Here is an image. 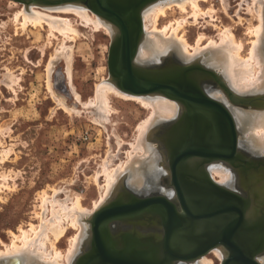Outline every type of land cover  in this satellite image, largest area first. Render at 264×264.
<instances>
[{
    "label": "rangeland",
    "instance_id": "obj_1",
    "mask_svg": "<svg viewBox=\"0 0 264 264\" xmlns=\"http://www.w3.org/2000/svg\"><path fill=\"white\" fill-rule=\"evenodd\" d=\"M161 1L165 0L149 5L154 6ZM178 2H171L173 7L160 17L158 29L170 22H180L176 36L178 41L184 39L187 42L189 53H193L198 45L200 49H205L204 54L197 52L190 58L185 57L183 51L175 46L156 52L141 62L162 63L163 57H170L173 53V61L195 62L218 73L210 62L209 49L213 48L212 43L215 46L220 42L219 35L226 28H230L236 41L242 44V56L249 55L255 39L253 32L259 24L258 9L262 8L264 13V0H198L201 12L196 16L190 4L183 11L176 4ZM25 8L29 9L17 0H0V249L5 250L21 230H26L31 224H39L40 214L41 218L50 217V202L46 203L48 213L43 215L46 212L42 205L45 197L58 201L55 205L58 207L59 202L66 199L70 203L80 196L84 211L87 210L83 212L87 216L81 218L82 243L73 259L72 264H75L90 235L91 216L113 198L114 192L127 189L135 194L153 193L157 189L166 191L167 188L160 185V179L168 175V164L157 134L166 122L175 119L179 113L175 118L157 122L150 130L148 142L154 148L152 153L157 156L155 177L148 172L142 187H138L131 184L129 172H126L114 192L95 206L104 192L105 176L100 174L104 160L110 163V167H116L128 159L139 133L138 126L149 116L150 109L136 100L109 93L110 109L100 111L98 107L97 110V84L112 81L108 56L113 26L89 8L92 16L96 14L101 18L105 28L95 29L71 10L66 12L61 8L35 5L37 10L69 19L78 33L70 37L58 31L50 34L47 23H27L24 29L23 15L20 14L18 20L15 17ZM142 38L141 43L147 39L145 29ZM221 76L226 81L225 76ZM210 80L212 82L201 84L209 93L217 88V83ZM217 91L210 95L214 97ZM262 91L264 87L238 94L250 95ZM222 97L228 99L221 91L219 100L224 102ZM240 105L236 106L249 113L264 110V107L257 109ZM246 133V129L242 128L239 140L243 138L241 140L246 143L239 148L251 157H264L252 145L253 142L247 143ZM212 178L219 180L215 175ZM78 232L68 224L63 235L56 240L57 248L65 254L71 238ZM214 250L204 256L212 260L211 264H221L222 259ZM20 255L7 253L0 263L26 264L25 255L22 254V258ZM259 260L263 263L264 256Z\"/></svg>",
    "mask_w": 264,
    "mask_h": 264
},
{
    "label": "water",
    "instance_id": "obj_2",
    "mask_svg": "<svg viewBox=\"0 0 264 264\" xmlns=\"http://www.w3.org/2000/svg\"><path fill=\"white\" fill-rule=\"evenodd\" d=\"M17 1L45 6H56L60 1L84 4L114 28L108 64L118 88L140 95H164L176 100L181 108L178 132L168 144L167 170L183 212L180 213L165 196L139 198L128 189L125 192L135 199L124 202L123 192L118 190L107 204L93 213L90 220L92 239L88 242L91 250L75 264L189 262L217 245L226 250L221 264H263L259 258L264 256V212L254 218L250 216L249 197L219 184L208 169L203 168L201 173L190 162L199 159L204 165L221 163L232 171H244L245 176L264 179V157H251L238 148V130L232 112L225 103L213 98L201 83L212 79L217 83L216 89L234 105L257 109L264 107V91L240 95L213 69L182 59L173 61V53L163 57L162 63L138 62L136 55L144 31L141 10L158 0ZM182 180L187 181L183 183ZM146 211L158 212L164 218L162 246L142 248L141 244L128 240L120 249L105 240L102 230H107L112 222ZM198 223L205 224L203 231L192 228Z\"/></svg>",
    "mask_w": 264,
    "mask_h": 264
},
{
    "label": "bare ground",
    "instance_id": "obj_3",
    "mask_svg": "<svg viewBox=\"0 0 264 264\" xmlns=\"http://www.w3.org/2000/svg\"><path fill=\"white\" fill-rule=\"evenodd\" d=\"M172 1H179L176 4H178V6L180 7L179 9L183 11L186 10L187 4H190L193 8L195 16L201 12V10L199 9L198 0H182L181 2L180 0H165L155 4L154 6L147 5L146 7H144L145 9L143 8L141 10V13L143 10H145V22H143V29H145V35L147 39L145 38V42L143 43L140 42V45L138 47L136 55V59L138 62L141 63V61L151 58L156 52H163L167 48H175V46H178L177 48L183 51L185 57L187 56L190 58L191 56H194L198 53L201 54L202 52L204 54L205 49L203 48V50L201 48V51L198 45L197 47H194L195 51L193 53H189L186 49L188 45L187 42L184 39L183 41H178L179 39L176 38V36L178 29L180 28V22L177 21V24H173V22H170L163 28L158 29V21L162 15L166 14L169 8L173 7V5L171 4ZM35 5H39V3L30 1L27 5L29 9L26 10L25 8L22 9L23 11L21 10L19 14L17 13V16L15 17L16 20H18L20 14L23 15V28L25 27V25H27V23H32V25H42L43 23H47L50 29V34H54V31H58L61 34H64L65 37H70L78 33V30L72 25L69 19L54 16L50 12L48 13L37 10L35 9ZM47 7L59 8V10L61 8V11L66 10V12H68V10H71L76 15H78L82 19V21H85V23L87 24H92L95 29H98L99 27L101 28L102 26L104 27V22L101 20V18L96 16V14L92 16L89 9L84 4L76 3L73 1H60L56 6ZM261 10L262 8L258 9L259 24L254 29L253 33L255 39L253 40L252 47L247 57L242 56L240 51L242 48V44L236 41L235 36L230 31V28H226L222 31L221 34L219 33L220 42L215 46L214 43H212L213 48L209 49V53L211 54L210 62H213L217 69V72L220 73L217 74L220 76L221 74L225 76V82H227L230 88H232V90L236 91L237 93L244 94L248 91L256 90L258 88L261 89L264 87V39H262L264 38V13L263 10ZM170 30V34L167 35ZM69 72L70 69L68 70V73ZM112 81L107 80L103 81L100 84H97L95 95V99H97L96 101H98L97 110L98 107L100 108V111H106L105 109L108 108L110 109V107H108L109 93H115L116 95H119L124 99H131L140 102L150 109V114L138 126L139 133L137 134L135 140L136 142L132 144V151L130 150L128 153V159L126 161H122L116 167H110V163L108 164L107 160H104L101 170L102 173H100L104 174L105 176V184L103 185L104 192L103 194H101L100 202L98 204L97 202H95V206H98L101 202L104 201L106 196L109 197V195L114 192L115 187H117L119 183V180L126 172H129V175L131 177V184L138 187H142V183L144 179L147 178L148 172H150V174L153 173V176L155 177L158 169V167L156 166L157 156L155 155V153H152L154 148L151 147L150 143L148 142L150 130L154 125H156L157 122L165 119L175 118L177 116V113H179L180 111V104L176 100L170 99L164 95H140L124 92L119 89L116 84H114V81ZM215 90H211L210 93L214 92ZM220 92V90L217 91L213 98L219 100ZM223 100L226 106L232 112L234 121L236 123V127L238 130V148L239 146L243 147L246 143L245 140H241L243 138H240L239 140L241 129L245 128L247 131V143L253 142L252 145L255 148L259 149L262 154H264V110L249 113L244 109L237 107L232 102H229L228 99L223 98ZM167 138L169 141L170 137L167 136ZM210 169L211 176H217L219 180L216 181L219 182V184L227 187L230 186L231 188L236 187V181L234 180L235 178L233 176L234 174L229 167L221 163H217L211 164ZM199 171L201 172V170ZM165 192L169 196L174 194L173 189H166ZM115 193L116 192H114L113 195ZM45 195L46 194H44V196ZM80 199V196H76L70 203L66 202L65 199V201L58 203V207H55V205L57 204L56 202L58 201L55 200L56 202H53L52 200H49V198L45 197V199L43 200L44 203H42V205L43 210L46 212H43V215L44 213H48L47 211L49 210L50 217L43 216L41 218L40 214L39 224H31V226L26 230H21L19 236L17 237H15L14 234L15 238H12L11 243L5 247L6 249H0V259L6 257L7 253L11 256H16V254H24V257L26 258V264H72L73 259L82 243L81 218L85 215L87 216V214H85L87 210L86 212L84 211V207ZM47 202H50L51 204V207L49 209L46 204ZM248 212H251V210L249 209ZM68 224L75 229H78L79 232L71 238L69 248L64 254L62 252L63 250L61 251L57 248L56 240L63 235ZM214 251L222 260L225 259V254L222 248H215ZM204 255L196 259L194 262H182L181 264H211L212 260L206 258ZM22 261L24 262V260Z\"/></svg>",
    "mask_w": 264,
    "mask_h": 264
},
{
    "label": "flooded vegetation",
    "instance_id": "obj_4",
    "mask_svg": "<svg viewBox=\"0 0 264 264\" xmlns=\"http://www.w3.org/2000/svg\"><path fill=\"white\" fill-rule=\"evenodd\" d=\"M180 112H181V108H180L179 113ZM179 117H180V114H178V116L175 119L170 120L169 122H166L165 125L162 127V129L158 130L157 138L159 139L160 145L162 146V148L164 149L166 153L167 162H168V154L170 153L169 152L170 148L168 144L170 140L173 138V135L176 132H178V130H176V127L180 124V121H181ZM167 136L170 137L169 141H168ZM252 160H255V159H252ZM190 163L193 166H196V168H198L199 170H203L204 168L206 170L208 169L209 171L210 165L209 164L204 165L202 160L195 159L194 161ZM167 166L169 168V165H166V167ZM232 172L235 175L234 180L236 181L235 182L236 187L231 188L229 186L230 189L237 191L240 195H243L244 197L250 198L251 212H249V215L252 216L253 218L257 217L258 215L261 214V212H264V179L259 178V177L258 179H256L251 176H244V171L242 170H239V171L233 170ZM183 181H187V180H182V182ZM200 181H203V180H200ZM160 183L162 187L164 186L167 189H173L174 194L169 196L166 192H161V189H157L156 191H153V193H136L137 196L139 198H147V197L153 198V197H158V196H165L166 198L171 200L172 203L175 204L176 209L180 213H182L183 208L176 194V190L174 186L172 185V178H170V172L168 173V175L161 177ZM245 190L246 192L247 191L250 192V195L247 194ZM122 192H123L122 200L124 202L133 201V199H135V197L128 195L127 192L125 191H122ZM156 204L159 205L161 203H156ZM205 227H206L205 224L198 223V225H196L195 227L193 226L192 228H195L197 230L198 228L199 229L202 228V230H204ZM102 231H103L105 240H107L109 244H114L116 248H120V249L123 248V246L125 245V242H127L128 240H130L131 242L133 241V242L141 244L139 246L142 248L149 247V245H156L157 243H158L157 245L162 246L163 245L162 241L165 235L164 218L158 212L146 211L138 216L125 218L122 220H116L108 226L107 230L103 229ZM90 238H91V229H90V235L88 239L86 240L85 247L83 248V251L78 255L77 259H80L81 256L85 255L87 252L91 250V244L88 243L90 241ZM215 248H222L226 256V250L223 248V246L217 245ZM194 261L195 260L189 261V262H194ZM182 262L189 263L186 261L176 260L174 264H181Z\"/></svg>",
    "mask_w": 264,
    "mask_h": 264
}]
</instances>
